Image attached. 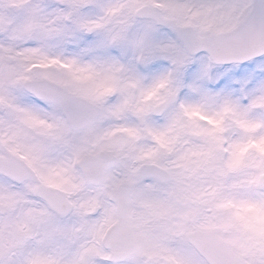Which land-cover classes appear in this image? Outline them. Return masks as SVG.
Returning <instances> with one entry per match:
<instances>
[{
	"label": "flooded vegetation",
	"instance_id": "af4514ba",
	"mask_svg": "<svg viewBox=\"0 0 264 264\" xmlns=\"http://www.w3.org/2000/svg\"><path fill=\"white\" fill-rule=\"evenodd\" d=\"M13 74L11 88L18 92L17 98L2 99L0 105L5 101L15 103L22 113L14 125H2L1 142L28 168L9 165L14 181L0 176V264H62L69 247L81 248L77 264H100L110 256L102 248V237L109 227L118 224V207H126L128 219L122 227L131 231L136 249L158 251L166 236L173 237L176 248L185 234L208 224L206 218L198 220L196 212L184 218L201 207L190 175L172 185H154L162 193L160 199L147 194L153 180H136L142 164L153 163L173 172L174 159L190 150V144L180 146L175 135L159 130L155 132L157 147L150 150L151 132L135 130L131 125L146 107L130 103L123 85L58 83L64 92L72 88L76 90L74 95H84L96 105L97 122L93 127L82 129L78 123L71 129L56 102H37L22 91L25 77L16 70ZM176 88L174 85L170 90ZM108 89L114 94L106 98ZM12 127L20 136L10 133ZM170 138L174 142L167 140ZM100 151L117 156L119 161L114 167L112 162L103 168L102 164L100 169L107 168L103 185L88 187L80 163ZM0 160L6 161L1 151ZM118 187H123L122 191L112 195ZM174 198L178 211L171 205ZM135 261H143L142 256Z\"/></svg>",
	"mask_w": 264,
	"mask_h": 264
},
{
	"label": "rangeland",
	"instance_id": "374dc122",
	"mask_svg": "<svg viewBox=\"0 0 264 264\" xmlns=\"http://www.w3.org/2000/svg\"><path fill=\"white\" fill-rule=\"evenodd\" d=\"M43 1L48 2L50 0ZM63 1H60V5L68 3V8L76 9L69 14V17H67L68 27L66 28V32L68 38H75V42L81 43L83 48H88L94 54H100L97 64L96 60H93L80 65L77 70V72L79 71L76 74L78 76H83L85 74L91 75L95 82L92 85H99L97 83H101V78L105 73H107V78L104 79L110 81H114L116 79L115 76H113L115 75L114 72H116V74L119 73V65L116 60L117 55L112 51L111 43H109V40H111L110 37L123 46L121 50H124L126 54H122V56H127V66L131 64L133 58L136 56H144L149 65L154 64L157 61V58L160 61H164L169 58L168 54H166L167 50L166 45L163 42L164 40L162 41L163 38L161 39V36H164L167 39L165 32L162 33V31L156 30L149 23L133 21L128 24V21L131 18V12L136 7L142 5L144 0H125L124 3H126L127 6H125L121 11H117L114 15H112L111 12L108 18H104L102 8H114L117 0ZM172 1L174 2H172V5L170 4L167 12L164 13V17L172 22L174 20L173 18H175L178 21L174 20V23H178L179 25L182 24V26H185L186 23L193 24L192 27L195 28L201 37L211 33H217L218 31L222 32L231 29L237 24L236 22L241 19L247 10H249L251 2V0H179L180 3H177L178 0ZM8 4L17 5V8L15 7V11H20L13 14L14 11L8 9ZM71 5H73L74 8ZM190 8L198 10L197 17H190L187 15L188 11L186 10ZM54 10V8L43 10L39 7L38 3L31 4L25 0H0V33L8 31V29L15 22L19 25L28 24L24 25L17 33L15 32L13 34L11 39H9L11 44L18 45L20 47V51L25 54L30 55L35 52H40V47L32 44V40L35 38L34 34L36 33L37 40L42 43L47 42L45 44L46 46L42 48L45 52L43 55L44 57L48 59L58 57V59H61L67 64L77 68L78 54L69 49L56 52L62 44V38L60 33L58 31L56 32L55 26L49 25L51 27H49L48 32H38L40 31L39 26H41V23L43 22L42 19L50 13L48 15L49 18ZM31 12L33 13V18H31ZM94 20H96L97 23H94ZM122 23H127L128 25ZM74 28L78 31V33L75 32ZM89 29L93 31L91 37L86 33ZM123 29L128 31L117 32ZM120 35H124L125 38ZM34 42L35 41H33V43ZM50 46L54 48L53 52H50ZM89 50H86L84 54H91ZM176 61L180 68H190L193 67L194 64L196 65L195 68H197L193 69L189 78L185 81V84L187 85L185 89L187 91V96L184 99V102L188 111L197 109H202L200 111L205 112L208 111V113L213 111L212 114L214 118H212V120L217 121L220 119L218 115V108L221 109L223 106L226 111L229 112V105H234L235 111L238 112L233 113L235 115H239L240 111L244 126L250 130L255 128V132L253 134H256V147H264V84H258L248 90L251 96L256 95V110L250 107H242L232 101L228 104L225 95H234L233 92L230 93V89L221 90V98L223 101L221 102L218 100L220 95L218 96V94H216L217 97H215L212 91L205 89L201 85L204 83L205 77H209L210 79L214 77L213 74L205 71L207 68L211 67L205 58L189 57L186 54L180 53L176 55ZM12 66L13 64L10 60L0 58V99L8 101H11V98L15 96L17 92L16 90V92L14 90H10L12 87L11 82L14 76ZM164 67L165 65H159L156 68L152 65V68L149 69L147 76L149 84L153 82L157 83V81L164 76ZM69 73L71 74L72 72L69 71ZM111 73L113 75H111ZM42 74L43 72L39 74L37 73V77H42ZM123 77L125 76H121V78L117 77L115 80L117 82L116 84H123V82H118L121 81ZM131 77L135 83L139 84V89H143L142 87L145 84L141 83L145 81L142 80L141 82V79L142 77H146V74L142 75L140 72H136L134 70ZM61 81L65 83L68 82L66 79H61ZM239 83L246 84L245 81H240ZM140 85H142V87ZM81 86L82 88L84 87V89L87 87L84 85ZM144 93H139V99ZM166 95L160 96L150 102V112L160 101L164 100ZM133 96L137 97L136 94H133ZM233 99H235L234 96ZM21 113L22 112L16 108L15 103H13V105H9V103L5 101L1 106L0 121L14 125ZM174 118V122L179 124L175 134L178 143L180 142L179 145L186 142L184 139H186L185 135L188 133H191L189 136L193 139L191 141L192 144H190V150H185L181 156L179 155L178 159H174L175 166L172 169L174 179H188L189 177H187L186 174L191 175V182L196 188L194 189L196 191V197H199L200 189L208 188V186L212 185L213 193L217 195L221 194V199L219 201L214 198L209 200L208 198L210 196H208L206 198V202L202 200V209L207 211L206 218L209 223L208 227L210 226L211 230H214L222 239L226 240L233 249V252L243 260L246 259L244 255H248L250 252L255 251L258 255L260 254L262 256L264 264V186H258L260 177L264 174V161L262 159L264 157V149L262 152H259L260 154L256 152V157L251 152H249V155L246 157L244 155L240 156V153L237 154L235 150L232 151L236 145L235 142L230 145L232 149H228L231 150L230 157L232 160H229L230 163L233 164L232 166H234L231 179H235L236 182L240 183L241 188L235 186L233 187L235 190L230 192L226 191L230 189L228 186H223L224 182L220 174L227 172V168L225 167L224 169V166L219 159L220 155L217 150L218 142L216 140V133H214L213 130H209L207 125L203 124L202 127V125H198L194 121L185 122L184 119H180L179 117ZM144 119L145 125L148 122L151 124L156 121H154L150 115L149 117H144ZM152 125L155 127L154 124ZM228 128H231V131H229L231 132L229 133L230 139H233L234 136H239V133L236 132V128L233 129L232 126ZM152 131L154 133L156 132L155 130ZM10 133L20 136V133L14 127L11 128ZM240 136H242V134H240ZM250 137L249 135L247 136V138ZM167 140L169 142H174L171 138ZM244 143L245 137H240V143H238V146H243ZM191 153L194 154L193 158L190 156ZM191 159H195L194 163L185 166L183 161H191ZM188 167H190V169H186ZM212 175L214 176V180H212V182L206 181L211 180L210 178ZM250 183L251 185H249ZM255 195L256 201H253V196ZM226 198H229L232 201L233 208L239 214L238 221L235 213L231 215L232 213L229 214L227 212L231 217L225 215L226 207L224 201ZM170 201L174 210L178 211L176 202L177 198ZM247 207L249 209V213L246 211ZM190 215L191 213L185 214L184 218L189 217ZM200 216L204 217L202 213ZM235 220L237 221V224H234ZM160 249V251L163 252L162 254L166 255L162 257L161 263L162 260L166 262L167 259V261L171 262L174 258H176V256L173 258V253H175L178 257L176 260H179L180 264H203L197 258L193 250L187 246L178 247V251L172 250L169 245L161 246ZM80 252L81 248L77 249L69 247L67 259L63 261L62 264H77V255ZM250 263L254 264L253 261H250ZM125 264L140 263H135L133 260H130ZM141 264L158 263L151 259Z\"/></svg>",
	"mask_w": 264,
	"mask_h": 264
},
{
	"label": "snow or ice",
	"instance_id": "6c2138e0",
	"mask_svg": "<svg viewBox=\"0 0 264 264\" xmlns=\"http://www.w3.org/2000/svg\"><path fill=\"white\" fill-rule=\"evenodd\" d=\"M215 47L226 51L249 50L257 47L264 49V8L258 18L242 21L230 37L217 41ZM195 67L194 64L193 68ZM214 70L217 79L211 86L213 89L236 88L240 81H245V87L252 89L258 84H264V50L247 59L222 61Z\"/></svg>",
	"mask_w": 264,
	"mask_h": 264
},
{
	"label": "water",
	"instance_id": "95a60500",
	"mask_svg": "<svg viewBox=\"0 0 264 264\" xmlns=\"http://www.w3.org/2000/svg\"><path fill=\"white\" fill-rule=\"evenodd\" d=\"M262 8H264V0H254L252 10L249 16L247 17V19L258 18ZM136 16L138 18H152L159 25L165 24L158 15V12L154 9L142 8L136 13ZM189 30L191 29L186 28L180 30L179 33L180 35H182L181 37L189 38L191 36V33L193 32L192 31L190 33ZM235 31L226 34L210 36L208 39L205 40L198 39L196 37V34L193 32L192 39L184 40L182 38V41L185 45V48L189 51H190L189 47H191V48H197V52H207L210 55H214L215 61H217V63H220L225 60L238 61L240 59H247L250 56H254L258 54L259 51L264 50L257 47L256 49H249V50L226 51L215 47V43L217 41L230 37ZM161 111L162 108L158 109L157 114H160ZM188 241L191 245H193L196 248V250L201 255H203L206 258V260L210 264H222L224 261L227 262L228 264H242L240 261H238L234 256L230 254L227 247L223 243H220V241L216 240L213 237H209L207 235L195 234V235H189ZM208 243H212L213 246L212 249H214L213 252L206 250L205 246ZM215 249L219 250L222 255L218 256L216 254Z\"/></svg>",
	"mask_w": 264,
	"mask_h": 264
}]
</instances>
